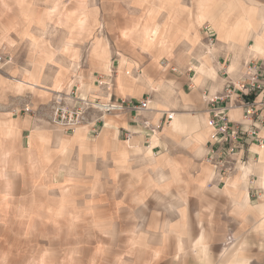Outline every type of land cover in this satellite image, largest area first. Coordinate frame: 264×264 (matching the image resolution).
<instances>
[{"label":"rangeland","instance_id":"obj_1","mask_svg":"<svg viewBox=\"0 0 264 264\" xmlns=\"http://www.w3.org/2000/svg\"><path fill=\"white\" fill-rule=\"evenodd\" d=\"M182 1L185 6H180L178 0L173 4L180 13L185 12L186 6L193 7L196 2L194 21L203 23L196 28L203 45L191 47L184 42L176 47V52L186 53L188 61L187 69L177 67L175 76H186L192 86L202 56L208 53L213 57L214 65L221 68L226 63L229 75L236 73L235 84L244 78L246 65L250 62L261 65V80L264 82V57L250 55L241 60L237 70H232L233 52L225 44L222 45L209 21L199 22L197 19L199 0ZM229 1L224 0L225 3ZM164 2L0 0V264H121L122 261L131 264V236L136 228L143 226L146 231H171L176 225L175 221L179 220L177 211L181 207L173 208L164 203L169 195L162 196L154 191L153 185H147L145 179L150 175L144 174L141 184H131L128 174L130 168L133 165L134 169L141 168V160L137 162L135 158H130L122 170L115 166L113 158L104 160L91 157L81 153L75 145L73 139L79 136L82 141L96 142L104 123L97 133L91 134L90 128L84 127L77 129L79 131L74 136L51 123V109L58 95L71 96L74 93L89 99L86 95L96 92V96L95 93L91 95L98 99L101 96L98 92L110 87L99 88L102 83H96L98 88L89 86V76L82 71L90 60L89 56L95 57L92 52L97 39H100L103 49L110 51L108 53L113 61H118L120 47L123 53L124 49L128 50L125 54L129 59L132 56L135 59V55L138 56L141 51L133 49L131 52L130 45L118 43L129 41L137 46V41L124 34L144 22L147 10L155 7L160 9L155 19L161 29L170 25L173 29L184 30L189 36L188 30L192 26L188 24L185 28L182 20L170 24L172 7L170 4L164 5ZM237 5L240 8L244 5L255 7L264 15V0H237ZM163 6L168 7L169 15L160 14ZM83 13L96 22L92 23L91 20L85 28H80L77 22L84 17ZM205 30L209 31L208 36ZM198 38L195 35L191 42L195 44ZM211 40L214 42L211 43ZM253 43L252 39L248 40L247 50ZM103 44H107L108 49ZM138 47L142 51L159 54L157 49L150 51L144 46ZM123 56L120 54L121 58ZM140 57L145 60L148 58L143 54ZM191 68H195L196 72ZM168 72L163 73L164 79L174 83ZM211 73L215 79L217 73L214 68ZM139 80L147 86L152 82L147 75ZM163 86L161 81L149 87L160 91ZM193 86L198 87L194 83ZM111 116L105 115L104 122L109 123ZM7 122L15 124L12 132L3 129ZM154 126L152 130L155 133H148L153 134L155 142L164 125L159 128L156 122ZM49 133L54 134L51 142ZM197 136L201 141L209 135L201 137L200 131ZM80 146L82 151L87 148L83 143ZM158 153L154 156H158ZM242 168L240 166L237 172ZM153 178L159 181L160 176ZM255 179L249 177V188L254 181L253 186L256 187L254 189L252 186L249 190L252 208L264 196V191L259 190L258 180ZM207 208L215 212L212 217L204 214L206 207L201 205L183 208L187 209L185 220L189 218L191 221L183 222V230L177 234H168L165 243L171 246L172 253L163 256L157 264L173 261L179 237H186L188 225L192 235L186 242L185 264H223L229 251L232 258L226 264H233L243 257L247 264H264V226L260 225V215L255 211L241 212L236 207L228 206L227 202ZM199 213L202 215L199 216ZM201 219L206 229L216 233L219 243L209 255L196 257L192 252V244L200 233ZM45 258L46 261L41 263Z\"/></svg>","mask_w":264,"mask_h":264},{"label":"crops","instance_id":"obj_2","mask_svg":"<svg viewBox=\"0 0 264 264\" xmlns=\"http://www.w3.org/2000/svg\"><path fill=\"white\" fill-rule=\"evenodd\" d=\"M178 3L180 6H185L182 0H178ZM163 7L164 8L161 9L160 14L169 15L170 12L168 7ZM178 9H181V7H178ZM195 9L196 2L193 7L186 6L185 12H181L182 17L179 22L182 20L185 28L188 24L192 26V28L188 30L189 36H186L184 30L173 29L170 25L167 28H164L168 31L166 32V46L167 48L172 47L171 49H167L170 51L163 50L165 52L162 53V50H157V52L159 51V54L146 52L140 50L138 47L144 46L143 44L141 45V43H137V46H133L131 43H128L129 41H126V43L118 44L130 45L131 52L133 49L135 51L136 49L141 51L138 52V56L135 55V59L133 56L129 59L125 54L128 50L124 49L123 53V51H120V49L123 48L120 47L117 53L119 56L118 61H113L110 54L108 58H100L97 56L92 58V56H89L90 60L82 70L85 75L87 74L89 76V86H94L96 88L98 86L96 83H102L99 85V88L102 86H110L107 88L108 90L103 88L100 90L101 92H98V94H101L99 99L102 102H107L110 99L116 102L122 100L131 102L149 100L151 103V110L140 114L142 115L141 117H144L145 119H140L141 117L139 114L130 110H125L120 114L112 115L108 120L109 123L102 120L101 125L104 123V127L102 128L101 134L98 136L96 142L93 143L86 139L82 141L79 136L78 138L76 137L73 139V141L76 142L75 145L80 148L81 153L89 154L91 157L103 158L104 160L108 157L113 158L115 166L122 170L127 166L130 158H135L137 162H139L138 160H141V168L134 169V165L130 168L128 174L130 175L129 180L131 184H141L144 178L143 175H150L149 178L145 179L147 185H153L154 191H158L162 196L166 194L169 195L168 200H165L167 202L164 203L173 208L181 207L177 211L179 214V220L175 221L176 225L173 226L171 231H146L142 225V227H138L134 230L131 236L133 248L129 253L131 264H157L163 259V256L172 253L171 246H168V243L165 242L169 233L174 232L177 234L183 230V222L188 223L191 221L189 218L185 220L187 209L184 210L183 208H186L187 206H204L206 207V213L204 214L212 217L215 212L212 209L209 210L207 206L216 205L218 207L219 204L227 202L228 206L236 207L239 211L244 213L255 211L261 216L260 225L264 226V196L260 198L259 204L252 208L249 193V190L255 184L254 181L253 185L249 188L251 185L249 177L253 176L254 179L256 177L255 180L259 181L258 174H260V172L264 173V127L262 125L260 126L258 139H254L252 145L246 146L244 150L239 153L238 157L247 158L241 171L237 172V170L229 176H223L220 178L214 174L215 172L213 171L212 165L206 160L210 148L211 129L206 133L209 136L204 138L202 142L197 138V134L203 128L208 127L210 110L212 108L208 100L217 94H221L229 82H235V78L237 77L236 73H234L235 71L232 72L234 73L233 76H230L227 72L228 68L226 63L222 64L221 68H219L217 65H214L212 57L211 64L216 70L217 77L214 79V77L208 75L203 83L197 88L193 86L194 82L192 83V86L189 85L186 76L179 77L174 75L178 73L177 67H180L182 70L187 69L186 62L188 61L186 53L176 52V47L184 42L191 47H201L203 45L200 43V32L196 30V28L203 23L198 24L194 21ZM171 15L174 14L171 13ZM205 31L208 36L209 31ZM195 35L199 36V41L193 44L191 41L194 39ZM213 42L214 41L211 40V43ZM106 45L107 44H103L104 47H106ZM222 45L224 44L222 43ZM120 54H123L128 59V64L125 63L126 66L125 64H122ZM141 54L148 56L149 60H147L148 58L146 60L145 58H141ZM207 55H201L202 59L200 64ZM231 63L233 62L231 61ZM239 66L240 64L238 67ZM123 69L125 71H123ZM190 70L195 71V68H191ZM165 72H168L167 75L170 78L172 77L174 83H168L164 79L165 76L163 73ZM219 73L222 74L221 77ZM144 75H147L152 79L149 86H156V84L162 81L164 83L163 88L160 91L150 89L149 86L143 84L139 80L142 79ZM197 75L198 72H196L195 77ZM225 75L226 78H224ZM98 80L105 81L101 82ZM54 89H56V87ZM77 89L80 88L77 87ZM91 93H95V96L97 95L96 92H90L86 97L89 99H96ZM81 95L83 94L81 93ZM151 95H153V97ZM243 111L242 108H233L229 111V117L234 122H243ZM169 113L175 114L173 121H168L166 119V114ZM144 120L149 122L147 126H144ZM156 122L159 123V128L163 127V125L164 128L159 132L160 135L157 136V140L154 142L152 133H155V131L152 130V128L155 127L154 125ZM172 123L175 124L176 134L168 133L169 127ZM78 131L79 130L70 132L65 130L69 135L76 134ZM148 132L152 133L149 134ZM90 133L92 134V132ZM49 134H51V142L54 140V134ZM250 140L252 139H249L248 142H250ZM256 141H259L262 145H258ZM66 142L68 143L67 139ZM81 143L86 145V150H81ZM125 147H128L127 161H122L120 153L126 149ZM156 152H159L158 156H154ZM258 160L260 161L258 162ZM158 175L160 176V179L159 181H156L153 176ZM258 181L257 187L259 190L262 189L264 191V185H260ZM253 188L256 189L255 186H253ZM229 192L234 195H231ZM201 215L202 214L199 213V216ZM201 223L203 227L201 226ZM199 228L201 230L198 238L192 244L194 247L192 252L196 257L197 255L199 256L203 254L205 256L209 255L213 252V248L219 243V240L216 238V233L214 234L211 229H206L205 223L202 219L199 222ZM185 232H187L186 237H179L176 252H173V254H175L174 259L168 264H185L184 257L187 254V251L185 250L186 242H188L187 239L192 235L190 234L191 231L189 225ZM229 252L231 253V251ZM229 252L225 256L223 264L229 263L232 258V255ZM121 264L130 263L122 261ZM233 264H247V262L243 257L241 259L238 258Z\"/></svg>","mask_w":264,"mask_h":264},{"label":"built area","instance_id":"obj_3","mask_svg":"<svg viewBox=\"0 0 264 264\" xmlns=\"http://www.w3.org/2000/svg\"><path fill=\"white\" fill-rule=\"evenodd\" d=\"M247 71L237 84L229 82L221 94L208 100L212 106L208 127L211 129L210 148L206 160L213 167L217 177L229 176L247 161L238 157L246 146L258 139L260 126L264 127V82L263 69L258 62L246 65ZM149 100L99 101L84 97L58 95L51 109V123L66 131L74 132L84 127L97 133L105 115H116L130 110L142 114L151 110ZM233 108H242L243 122H234L229 117ZM168 121H173L174 114H166ZM149 123L144 122L147 126ZM249 139L250 142H248ZM256 143L262 145L259 141ZM240 158V159H239Z\"/></svg>","mask_w":264,"mask_h":264},{"label":"bare ground","instance_id":"obj_4","mask_svg":"<svg viewBox=\"0 0 264 264\" xmlns=\"http://www.w3.org/2000/svg\"><path fill=\"white\" fill-rule=\"evenodd\" d=\"M174 1L175 0H165L164 2V5H171L172 13L174 14L172 15L170 24H177L181 19L180 11H177L175 6L173 5ZM156 8L157 9H148L144 22H140L138 24V27L135 26V28L131 30L130 33H125L124 35L131 36L133 40L137 41L136 44L141 43L145 46V49H150V51H152L151 49L166 51L167 49H170L166 46V32L168 31H166V29H161L156 24L155 16L157 10H160L158 7ZM82 15H84V17H81V19H79V21L77 22L80 28H85L84 26L86 25V23L91 22V20L92 23L96 22V20L84 13ZM197 19L199 22L209 21L217 31L220 42L225 44L228 47L229 51L233 52L234 60L230 67L232 70L237 69L241 60L250 55L264 57V15L261 13V11H258L257 8L245 5L240 8L237 5V0H230L227 3H225L224 0H199L197 7ZM249 39H253L254 43L250 48L248 47L247 50V42ZM93 55L100 58H108L109 56L108 51L101 47L100 39H97L95 42ZM121 62L122 64L126 63V58L124 56L122 57ZM211 62L212 61L210 55H207L206 58L204 57L200 67L197 68L198 77L194 78V85H201L208 75L214 76V74L212 75L211 73L213 71ZM34 76L33 78L36 77ZM3 129L12 132L15 129V124L7 122L4 124ZM175 130V124L172 123L169 127L168 133L174 134ZM208 131H210L209 127L203 128L201 130V137L202 135H207L206 133ZM125 148L126 149L120 153L122 161H126L128 155V147ZM258 175L259 184L264 185V173L260 172V174ZM229 193L231 195L233 194L231 192ZM44 261H46V258L42 259V261L40 262L44 263Z\"/></svg>","mask_w":264,"mask_h":264}]
</instances>
